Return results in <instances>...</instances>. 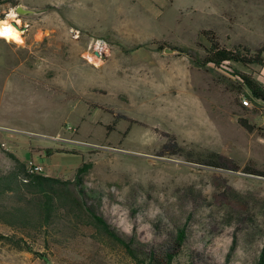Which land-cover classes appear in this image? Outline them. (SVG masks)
Returning <instances> with one entry per match:
<instances>
[{
	"label": "rangeland",
	"instance_id": "rangeland-1",
	"mask_svg": "<svg viewBox=\"0 0 264 264\" xmlns=\"http://www.w3.org/2000/svg\"><path fill=\"white\" fill-rule=\"evenodd\" d=\"M13 10L23 34L0 39V171L13 166L5 151L62 180L89 164L80 187L138 252L160 263L171 254L173 264H255L264 104L242 105L250 91L235 71L253 75L256 65L203 67L187 53L202 61L215 42L263 56L264 0H0V19ZM212 155L217 167L205 164ZM94 234L59 232L48 251L35 244L47 261L0 242V264H135Z\"/></svg>",
	"mask_w": 264,
	"mask_h": 264
},
{
	"label": "trees",
	"instance_id": "trees-1",
	"mask_svg": "<svg viewBox=\"0 0 264 264\" xmlns=\"http://www.w3.org/2000/svg\"><path fill=\"white\" fill-rule=\"evenodd\" d=\"M182 52L186 53V50ZM187 54L193 62L203 67L207 64L219 67L224 62H235L246 67L264 64V57L260 54L249 57L242 50L224 48L215 42L202 61H194V58ZM235 73L238 75L240 86L250 91L251 100L264 103V84L253 75L238 70ZM239 123L248 132L255 130V126L246 119H239ZM5 153L13 161V166L8 171H0V226L9 230L8 233L0 232V242L17 250L31 252L47 261L49 258L45 251L37 250L35 244L39 243L42 250L48 251L58 244L59 232L62 235L66 233L64 237L75 236L85 227L93 229L95 237L99 235L123 249L135 264H173L171 254L165 263H160L155 260L152 252H138L132 247V241L121 238L94 209L89 203L90 197L80 187V176L87 172L89 164L84 163L77 168L75 180H62L35 172L13 153ZM215 158L220 159L221 156L212 155L205 164L217 167ZM261 175L264 176V173ZM184 239V231H180L177 235L178 247L182 246ZM255 264H264V247Z\"/></svg>",
	"mask_w": 264,
	"mask_h": 264
},
{
	"label": "bare ground",
	"instance_id": "bare-ground-1",
	"mask_svg": "<svg viewBox=\"0 0 264 264\" xmlns=\"http://www.w3.org/2000/svg\"><path fill=\"white\" fill-rule=\"evenodd\" d=\"M15 17H16V13H15L14 17L8 15L5 19H0V32H2L5 27H10L11 29L14 30L12 35L0 36V39L13 40L15 42H20L21 35L23 34V29L18 24L17 25L14 24ZM96 48H98L100 50L101 46L98 45V46H96ZM85 57L87 58V60L89 62H91L95 65L101 64V60L99 57H97L96 54L95 55L94 54H86Z\"/></svg>",
	"mask_w": 264,
	"mask_h": 264
},
{
	"label": "built area",
	"instance_id": "built-area-1",
	"mask_svg": "<svg viewBox=\"0 0 264 264\" xmlns=\"http://www.w3.org/2000/svg\"><path fill=\"white\" fill-rule=\"evenodd\" d=\"M226 64H227V62H224V63H222L218 68H224L225 66H226ZM250 95V94H249ZM249 95L248 96H244L243 98H242V105L243 106H246V107H249L250 105H251V102L253 101V100H251V98L249 97ZM256 103H258V104H264L263 102H261V101H256ZM30 167V169L31 170H34L35 172H42V170H43V168L42 167H40V166H38V165H33V164H31V165H29Z\"/></svg>",
	"mask_w": 264,
	"mask_h": 264
},
{
	"label": "crops",
	"instance_id": "crops-1",
	"mask_svg": "<svg viewBox=\"0 0 264 264\" xmlns=\"http://www.w3.org/2000/svg\"><path fill=\"white\" fill-rule=\"evenodd\" d=\"M166 53V52H165ZM264 57V55H263ZM253 72V77L264 84V64L262 65H256L254 68L251 69ZM189 74H184V80L186 81V78L188 79Z\"/></svg>",
	"mask_w": 264,
	"mask_h": 264
},
{
	"label": "water",
	"instance_id": "water-1",
	"mask_svg": "<svg viewBox=\"0 0 264 264\" xmlns=\"http://www.w3.org/2000/svg\"><path fill=\"white\" fill-rule=\"evenodd\" d=\"M17 11L19 13H24V14H28V13H32L33 12L32 10L25 9L22 6H18L17 7ZM176 51H177L176 49L171 48V47H165L164 48V52H166V53H174Z\"/></svg>",
	"mask_w": 264,
	"mask_h": 264
},
{
	"label": "clouds",
	"instance_id": "clouds-1",
	"mask_svg": "<svg viewBox=\"0 0 264 264\" xmlns=\"http://www.w3.org/2000/svg\"><path fill=\"white\" fill-rule=\"evenodd\" d=\"M15 13L14 10L9 12V16L14 17ZM13 29H11L10 27H5L4 30L2 32H0V36H9L12 35L13 33Z\"/></svg>",
	"mask_w": 264,
	"mask_h": 264
}]
</instances>
